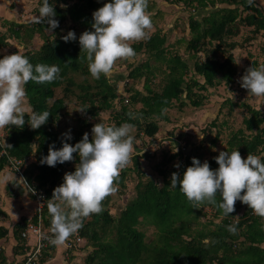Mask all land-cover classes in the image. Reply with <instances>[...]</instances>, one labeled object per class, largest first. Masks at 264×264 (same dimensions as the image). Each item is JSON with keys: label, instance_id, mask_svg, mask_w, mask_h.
Segmentation results:
<instances>
[{"label": "trees", "instance_id": "obj_1", "mask_svg": "<svg viewBox=\"0 0 264 264\" xmlns=\"http://www.w3.org/2000/svg\"><path fill=\"white\" fill-rule=\"evenodd\" d=\"M107 2L110 0H49L56 12L55 19L59 21V27L54 29L53 33L46 30L47 24L34 23L29 26L13 23L12 32L16 38H23L21 34L25 30L29 40L36 34L43 40L37 49L27 48L20 54L27 56L33 65L38 63L58 65L61 69V78L52 83L37 84L30 81L26 85L25 101L30 108L37 113L47 110L51 115L45 125L35 130L27 123L22 128L6 127L8 133L5 141L11 148L0 147V171L6 166L11 168L10 157L21 160L34 157V162L24 169V173L30 182L36 183L37 189L46 194V200L51 199L54 188L63 183V176L68 171L66 168L69 169L68 172L75 171V165L79 162L78 154L74 153L73 161L57 164L55 167L40 163L41 158L48 154L49 145L54 143L57 149L62 147V136L56 130L55 123L71 96L76 95L85 101L87 104L84 107L85 111L92 117H97L100 111L113 110L116 126L124 122L131 123L135 126L136 136H148L153 142L160 128L158 116L160 120L169 121L168 111L171 108L176 107L180 112L193 107L199 108L208 98L202 90L214 87L222 80L226 83L235 81L237 66L233 50L238 43L228 41L230 40L228 38L239 34L238 22L253 27L254 33L264 31V10L256 1L250 7L247 0H173L174 3L194 5L195 8L214 6L216 2L227 6L218 8L201 19L190 15L191 38L187 42V50L192 52L190 58L194 59L193 70L191 59L184 58L179 53H170L167 56V36L159 30L149 34V38L133 43L132 47L136 53L143 51L163 60L168 72L162 89L156 90L151 86L152 80L148 76L153 72L150 63L145 61L134 66L128 73L129 82L125 85H128L129 89V86H132L128 84L132 82L131 79L145 77L143 90L134 89L127 95L128 97L120 99L119 86L117 83H111L108 76L102 74L100 79H94L93 82H77L71 76V72L87 68L85 53L81 52L79 36H76L75 41L67 43L62 39L68 31L77 26L92 30V13ZM41 5L42 0H38V6ZM147 11L150 12L151 9L148 7ZM67 20L71 21V28L65 31L62 29ZM8 37L10 35L0 33V47L9 44ZM201 52L206 54L203 60L199 57ZM218 53H222L224 58H219ZM200 77L203 80L199 79ZM59 88L63 91L61 96H57ZM77 89L79 93H76ZM235 104L232 102V107ZM244 106L248 112L243 118L244 127L231 134L227 150L237 149L245 159L248 153H251L264 160L262 154L264 113L250 104ZM163 108L168 109L167 114L160 116ZM129 113L140 118L130 119ZM25 119H28L27 113ZM212 124L216 122L213 121ZM89 126L91 127V124L87 120H79L78 130L72 135L71 140L65 142L74 146L85 132L89 133L91 139L92 127ZM216 139L217 137L213 142ZM142 156L147 157V154H133L134 168L126 167L121 170L118 178L119 191L123 194L129 173L134 171L132 173L137 176L133 187L134 195L125 206L118 213H111L107 204L112 195L108 196L102 202V213L92 214L90 219L84 221L82 229L78 231L79 235L75 239L71 236L67 240L71 241L74 247L75 244L78 245L76 242L80 237L92 247L84 260L77 264H264V230L261 229V218L254 215L247 205L237 201L235 212L225 217L222 210L214 205L194 207L179 191V186L176 189L169 188L171 177L167 178L165 168L167 163L179 157V171L175 172L182 177L186 168L192 165L193 157L203 163L201 155L194 151L187 153L179 148L177 153L164 157L157 164V171L163 178L165 177L162 178L163 183H159L153 177H147L140 166ZM216 156L218 155H214L208 161L213 170L218 168L214 159ZM18 186L19 189L14 193L21 196L25 187L21 184ZM216 199L219 202L221 198L217 195ZM46 204L47 202L43 209L44 228L50 233V216ZM242 206H246V209L241 214L239 210ZM206 208L210 209L213 215V219L210 220L213 228L197 226L201 215L207 212ZM6 216V211L0 207V220ZM215 217L220 221L216 222ZM26 220L27 217H24L13 226L12 235L17 242L13 248L15 254L12 250L9 257L4 249L0 248V264H24V239L21 238V231L26 227ZM141 224H152L157 227L155 242L145 240L146 233L140 228ZM230 224H236L238 229L236 234H231L227 230ZM9 233V228L0 225V239L8 237ZM56 249L57 246L51 244L47 246L38 264L45 263L54 253L56 254Z\"/></svg>", "mask_w": 264, "mask_h": 264}, {"label": "clouds", "instance_id": "obj_2", "mask_svg": "<svg viewBox=\"0 0 264 264\" xmlns=\"http://www.w3.org/2000/svg\"><path fill=\"white\" fill-rule=\"evenodd\" d=\"M247 3L251 7L255 0H247ZM147 9L148 0H110L92 13V30L83 31L78 38L92 78L98 80L102 74L107 77L116 61L135 57L136 52L129 42L149 38L148 30L153 27L151 13ZM38 12L34 22L47 24L46 30L53 33L59 27L54 6L49 0H42ZM62 39L67 43L77 37L74 31H68ZM60 72V67L55 64L33 65L19 52L0 58V129L22 128L27 123L35 130L45 125L51 115L49 111L37 113L24 106L26 85L30 81L52 83L61 78ZM238 82L254 97H264V65L248 67ZM167 111V108L161 109L160 116L166 115ZM79 112L84 113L85 110ZM128 115L130 119L140 118L133 113ZM134 128L128 122L116 126L100 121L93 125L91 139L85 132L73 146L65 142L72 139L69 130L62 134V147L57 149L54 143L49 145L48 154L41 158V164L55 167L73 161L74 153L79 157L75 171L66 172L63 183L55 187L52 198L46 200L51 234L43 238L51 245L63 246L82 229L87 218L102 213V202L118 191L121 170L132 162ZM0 147L11 148V145L4 139ZM214 159L218 168L213 170L208 161L201 163L193 157L192 165L186 168L182 177L176 172L171 174L169 188L179 186V191L194 207L214 205L222 210L225 217L235 212V204L240 201L261 218V229L264 230V160L251 153L246 159L242 158L237 149L220 151ZM174 166L178 168L179 164ZM217 195L221 198L219 202ZM227 230L231 234L238 231L236 224L228 225Z\"/></svg>", "mask_w": 264, "mask_h": 264}, {"label": "rangeland", "instance_id": "obj_3", "mask_svg": "<svg viewBox=\"0 0 264 264\" xmlns=\"http://www.w3.org/2000/svg\"><path fill=\"white\" fill-rule=\"evenodd\" d=\"M30 1L32 5L38 3V0L37 2H34L35 0ZM172 1L173 0H149L148 7L151 9L149 13H151L153 27L148 30V34L157 30L166 34V48L168 49L167 56L170 53H179L184 58L191 59L192 52L190 53V51L187 50V42L191 38L189 28L190 15L193 14L195 17L201 19L204 15H208V13L215 11L218 8L226 7L227 4L216 2L214 6L209 5L206 8H195L194 5L187 3H174ZM255 1L257 5L264 10V0ZM70 23L71 21L67 20L63 25L62 30H70ZM238 27L239 34L235 37L228 38L230 39L228 41H236L238 43L237 47L233 50L237 66V74L234 82L226 83L222 80L216 86L208 87L205 91L202 90L208 98H206L205 104L199 108L193 107L189 110L185 109L183 112H180L176 107L171 108L168 111L170 113L169 121L157 119L160 128L156 135V139L153 142L148 136H136L134 130L133 135L135 136V144L132 156L136 153L147 154V157L142 156L140 158V166L148 175L147 177H153L159 183H163V177L157 171V164L160 163L164 157H169L177 153L179 148L184 149L187 153L194 151L196 154L201 155L202 162L209 161L214 155H219L220 151L227 150L228 140L231 134L239 128L244 127L243 118L248 114L247 108L244 106L245 104H250L264 113V97H254L249 94L246 89H243L238 82L239 78L244 74V71L248 67H259L260 65H264V31L254 33L253 27L245 25L242 22H238ZM70 31H74L76 36H79L85 31V28L83 26H77ZM38 36L39 35L37 34L35 39L33 37L34 40H29V38L23 36L22 42L19 41V43L23 45L25 49H37L43 43L41 37L39 36L38 38ZM129 43L132 46V44L136 42ZM199 57L202 60L205 59V52H201ZM218 57L221 59L224 58L222 53H218ZM145 61L150 63L153 70L152 74H148L152 80L151 86L156 90L162 89L168 72L166 63L161 59H157L156 57L141 51L136 53L133 58L116 61L111 74L108 76L111 83H117L119 86L118 90L120 99L128 97L127 95H130L134 89L143 90V84L146 79L145 77L137 80L130 78V81L132 82L128 84L132 86H129V89L127 88L128 85H125V81L128 77L129 71L134 66ZM190 61L193 70L192 63L194 62V59H191ZM238 62L239 64H237ZM71 76L77 82H93L94 80L88 71V67L77 72H71ZM199 79H202V77ZM79 92L80 91L77 89L76 93ZM62 94L63 91L61 88L57 89V96H61ZM227 99H230V101ZM232 102L236 103L233 107L231 105ZM24 103H26V101H24ZM85 103V101L81 100L76 95H73L68 99L66 108L60 113L59 119L55 123V128L60 132L61 136L63 133L69 132V130L72 136L78 130V123L81 119L87 120L91 124V127L100 121L106 125H112L116 122V119L114 118L115 113L113 114V110L111 109L100 111L97 117H92L86 111L84 113L79 112L81 109L85 110L84 107L87 105ZM120 104L119 100L118 107ZM129 106L132 108L130 103ZM213 121H215L217 125L212 124ZM91 127L89 126V128ZM5 132L8 133V130L6 129ZM217 133L218 136H216ZM215 137H217V139L213 142ZM262 154L264 155V149ZM179 159V157H176L165 166L167 169V178H170L173 172L179 171V167L177 168L174 166L179 164ZM127 167L134 168L133 157L132 162ZM66 170L69 171L68 168H66ZM10 171L13 172L12 169H10ZM132 172L134 171L129 173L128 179L126 180L127 187L125 192L121 194L119 191L120 187L117 185L118 191L112 194L107 204L108 206L105 204L113 214L118 213L134 195L133 187L137 180V176ZM13 175L15 176V174ZM163 179H165V177ZM18 189L19 186L15 187L13 192ZM24 191L27 190L24 189ZM30 196L36 201L32 194H30ZM106 206L104 208H106ZM244 209H246V206H242L239 212L242 214ZM35 211L36 210H33L31 216L34 215ZM211 219H213V215L209 209L205 214L201 215L200 222L197 223V226L213 228L214 225L210 222ZM215 221L218 222L220 219H215ZM140 228L145 231V240L147 242H155L157 240L158 230L155 225L141 224ZM78 235V233L73 235V238L75 239ZM12 243H15V241L13 242V240H10V238L7 237L6 242L4 243V245H6L4 249ZM76 243H81L82 248H88V246H91L84 239L77 241ZM78 247L80 248V245H77V248ZM13 254H15L14 250ZM10 255H12V253ZM83 260L84 258L82 257L81 261Z\"/></svg>", "mask_w": 264, "mask_h": 264}, {"label": "crops", "instance_id": "obj_4", "mask_svg": "<svg viewBox=\"0 0 264 264\" xmlns=\"http://www.w3.org/2000/svg\"><path fill=\"white\" fill-rule=\"evenodd\" d=\"M34 2H37V0ZM38 7V3L32 5L30 0H0V33L7 36L10 35V37L7 38L9 44L0 47V58H3L6 54L10 55L16 52L21 53L25 50L24 46L19 43V41L22 42L23 39L16 38L14 32H12L14 27L13 23H23L29 26L33 25L35 23L34 18L39 15ZM15 28L18 29V27ZM21 35L22 37L25 36L29 38L25 30L22 31ZM36 35L33 36L34 39L36 38ZM24 106L30 108L27 102L24 103ZM5 131L6 127L0 129V133L6 140L7 133ZM34 160V157H30L28 160H23V169L33 163ZM7 167L8 166L0 171V207L7 213L5 218H1L0 225L9 228L10 233L8 237L10 240H13V242L15 241V243L9 244L10 246L8 245V247L4 249L6 246L4 243L6 242L7 237L2 238L0 239V248L4 249L6 254L10 257L14 245L17 243L12 235V228L24 217H31L33 210H35L36 207V201L31 198L30 192L28 191H24L21 196H16L13 192L14 188L18 187L19 184H23L15 171L12 169L13 172H11V168ZM13 174H15V176ZM32 182L36 184L34 181ZM206 210L208 211L209 209L206 208ZM78 245L81 247V243ZM90 249H92L91 246H88V248L84 247L83 249L79 247L77 248V244L72 248H68L66 241L63 246H57L56 254L54 253V255L43 264H77L81 262L82 257L84 258Z\"/></svg>", "mask_w": 264, "mask_h": 264}, {"label": "built area", "instance_id": "obj_5", "mask_svg": "<svg viewBox=\"0 0 264 264\" xmlns=\"http://www.w3.org/2000/svg\"><path fill=\"white\" fill-rule=\"evenodd\" d=\"M125 82H129V80L126 79ZM0 141H4V136L1 133ZM9 161L11 169H13V171H15V173L19 176L25 189L30 192V194L34 195L36 199V211L33 216L27 218L26 227L21 231V238L24 239V264H38L44 249L50 245L48 240L43 238L44 236L50 235V233H48L44 228L43 219V209L46 202V194L43 191L37 189L35 184L26 178L24 169L22 167L23 160L10 157ZM23 180L26 182V184ZM80 240L81 238L78 237L77 241ZM72 245L73 244L71 241H67L68 248H72Z\"/></svg>", "mask_w": 264, "mask_h": 264}]
</instances>
